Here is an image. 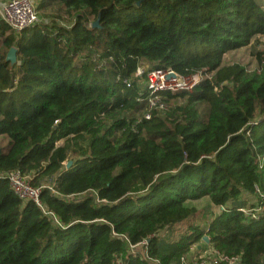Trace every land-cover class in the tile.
<instances>
[{"label": "trees", "instance_id": "trees-1", "mask_svg": "<svg viewBox=\"0 0 264 264\" xmlns=\"http://www.w3.org/2000/svg\"><path fill=\"white\" fill-rule=\"evenodd\" d=\"M37 10L72 25L0 24V173L49 186L40 201L59 225L1 177L0 264H115L128 254L121 237L137 245L186 225L173 242H150L154 258L178 264L201 223L223 254L264 264V53L253 51V71L224 65L264 37V0H41ZM143 65L203 79L162 94L165 110L147 119ZM203 198L225 211L198 221L187 203ZM244 206L261 209L257 219Z\"/></svg>", "mask_w": 264, "mask_h": 264}, {"label": "built area", "instance_id": "built-area-1", "mask_svg": "<svg viewBox=\"0 0 264 264\" xmlns=\"http://www.w3.org/2000/svg\"><path fill=\"white\" fill-rule=\"evenodd\" d=\"M36 1L37 0H0V24L3 23L8 25L17 34L35 26L39 22L38 4ZM135 77L141 80L140 82H144L143 84L146 86L147 92L149 93V98L147 99L149 106V112L146 114L147 119L150 118L151 111L165 110V106L161 100L162 94L181 92L192 93L203 79L201 74L183 77L171 70L165 71L150 65L139 67ZM259 164L262 169L264 167V159H261ZM1 177L8 180L11 190L20 200L23 202H33L43 211L44 215L50 217L55 224L59 225L55 215L45 209L40 201L42 190L46 187L51 189L49 186L33 187L31 178L23 175L20 171L0 173V178ZM262 197L264 198V195ZM214 210L217 212L216 214H219L225 211V208L214 207ZM260 211L261 209L259 208L256 210L249 209L248 211L240 209V212L252 219H257V215ZM165 232L168 233L166 234ZM172 232H174V230L165 229L159 234H154L149 240L137 245L130 244L129 240L125 237H121V239L126 241L129 257L139 258L146 264H162L159 259L152 256L150 242L155 237L165 239ZM205 232L203 238L207 237L209 243H206L202 239L200 242L191 245L187 254L181 257L178 264H244L241 257L229 256L220 252L213 245L211 237L208 235V228L205 229ZM133 250H136L135 254ZM127 259H125L124 263L119 264H128Z\"/></svg>", "mask_w": 264, "mask_h": 264}, {"label": "rangeland", "instance_id": "rangeland-1", "mask_svg": "<svg viewBox=\"0 0 264 264\" xmlns=\"http://www.w3.org/2000/svg\"><path fill=\"white\" fill-rule=\"evenodd\" d=\"M40 1L41 0L36 1L38 6L40 4ZM38 18H39V22L51 21V20H53V18L57 19V22L60 25L67 27V28H70L72 25L69 17L64 16L63 18H57V14L52 13L51 11H48V12L38 11ZM253 51H255V52L258 51V52L264 53V37L259 36L255 41H252L249 46L227 54L225 56L224 65L239 64V65L243 66L244 68H246L250 71H253L258 67L257 60H256L255 55L253 54ZM140 83L142 85H144L143 84L144 82H140ZM164 112H160V113L162 114ZM61 144L62 143H60V145ZM4 146H6V142L0 139V148L4 147ZM247 197L250 198V200L252 199L251 196H247ZM254 202H256V200ZM187 206L194 208L197 211L196 218L198 221L205 220L206 218H208L207 222H209L212 219V217H214V215H216V213H217L214 210V205L210 202V200L208 198H203V199H200L197 201L188 202ZM248 208L249 207L244 206L241 209L244 211H248L249 210ZM192 222L194 223L195 221H192ZM196 223H198V222L196 221L195 224ZM200 226L203 230H205L207 228L208 224L201 223ZM186 227H187L186 225L175 227L173 229L174 232H172L164 240H169V241L173 242L174 238H176L178 235H181L183 232H185ZM165 233L167 234L168 232H165ZM161 240H163V239H161ZM127 249H128V247H127ZM133 251H134L133 253L135 254L136 250H133ZM126 258H129V254H127L125 256L118 257L116 259L115 264L124 263Z\"/></svg>", "mask_w": 264, "mask_h": 264}, {"label": "water", "instance_id": "water-1", "mask_svg": "<svg viewBox=\"0 0 264 264\" xmlns=\"http://www.w3.org/2000/svg\"><path fill=\"white\" fill-rule=\"evenodd\" d=\"M92 28H99V21L95 22L92 25ZM7 61L10 62L12 65H15L17 63V50L15 48H12L9 51V53L7 55ZM71 165H72V162H69L67 168L69 169L71 167ZM203 240L206 243H209V240L207 237H204Z\"/></svg>", "mask_w": 264, "mask_h": 264}]
</instances>
